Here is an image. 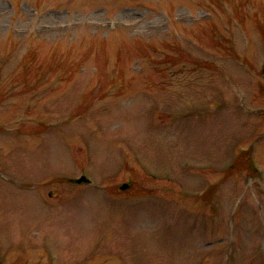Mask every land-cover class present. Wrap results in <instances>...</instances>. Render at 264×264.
<instances>
[{
	"label": "rangeland",
	"instance_id": "374dc122",
	"mask_svg": "<svg viewBox=\"0 0 264 264\" xmlns=\"http://www.w3.org/2000/svg\"><path fill=\"white\" fill-rule=\"evenodd\" d=\"M0 264H264V0H0Z\"/></svg>",
	"mask_w": 264,
	"mask_h": 264
},
{
	"label": "water",
	"instance_id": "95a60500",
	"mask_svg": "<svg viewBox=\"0 0 264 264\" xmlns=\"http://www.w3.org/2000/svg\"><path fill=\"white\" fill-rule=\"evenodd\" d=\"M87 180H88V179H87L86 176H82L81 178L77 179V182H78V183H81V182H83V181H87Z\"/></svg>",
	"mask_w": 264,
	"mask_h": 264
},
{
	"label": "trees",
	"instance_id": "16d2710c",
	"mask_svg": "<svg viewBox=\"0 0 264 264\" xmlns=\"http://www.w3.org/2000/svg\"><path fill=\"white\" fill-rule=\"evenodd\" d=\"M247 164L249 165V167L252 166V168H253V164H252V162H250V161L247 160ZM253 169H255V167H254Z\"/></svg>",
	"mask_w": 264,
	"mask_h": 264
}]
</instances>
